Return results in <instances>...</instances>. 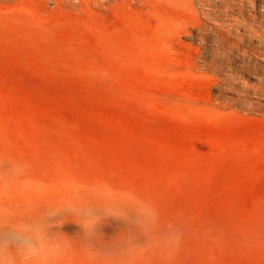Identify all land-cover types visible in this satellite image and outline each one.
I'll return each mask as SVG.
<instances>
[{
    "label": "rangeland",
    "instance_id": "374dc122",
    "mask_svg": "<svg viewBox=\"0 0 264 264\" xmlns=\"http://www.w3.org/2000/svg\"><path fill=\"white\" fill-rule=\"evenodd\" d=\"M153 1L0 0V264H264V60Z\"/></svg>",
    "mask_w": 264,
    "mask_h": 264
},
{
    "label": "bare ground",
    "instance_id": "6f19581e",
    "mask_svg": "<svg viewBox=\"0 0 264 264\" xmlns=\"http://www.w3.org/2000/svg\"><path fill=\"white\" fill-rule=\"evenodd\" d=\"M153 2L166 7L176 5L183 11L197 16L183 30L189 36L195 33L200 47L208 46L211 36L215 46L210 59L201 60L205 69L219 74L227 69L228 77L235 78L238 72H233L230 68L231 57L237 56L243 59L244 66L241 71L256 69L257 64L264 60V0H154ZM70 5L76 6L74 1ZM158 22L163 27L165 25L167 27L169 23L164 14L158 15ZM189 27L192 28L191 32L188 31ZM233 83L234 81H229L228 87L233 88Z\"/></svg>",
    "mask_w": 264,
    "mask_h": 264
}]
</instances>
